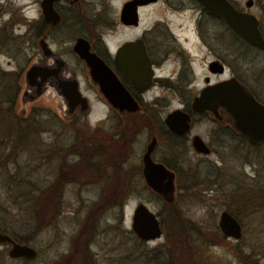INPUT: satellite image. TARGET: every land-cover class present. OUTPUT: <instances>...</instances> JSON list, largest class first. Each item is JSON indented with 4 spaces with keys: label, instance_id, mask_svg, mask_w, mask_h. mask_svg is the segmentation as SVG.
Listing matches in <instances>:
<instances>
[{
    "label": "flooded vegetation",
    "instance_id": "flooded-vegetation-1",
    "mask_svg": "<svg viewBox=\"0 0 264 264\" xmlns=\"http://www.w3.org/2000/svg\"><path fill=\"white\" fill-rule=\"evenodd\" d=\"M11 1H20L16 8L23 18L20 23L24 25L23 31H19L17 17L21 16L12 10ZM229 1L236 9L249 11L234 0ZM25 5L31 9L29 16L24 12ZM256 17L261 30V20L258 15ZM214 22L224 28L215 30L212 27ZM230 29L222 17L205 12L198 0H0V68L3 64L13 63L20 51L25 48L29 50L27 62L19 72L22 86L12 93L0 94V98L5 101L0 104V115H6L9 123L5 130L15 131L27 110V104L43 97L51 103V113L61 125L76 132V141L72 145L66 143L57 149L51 145L48 148L49 158L54 155L57 159L48 160L55 162L49 170L48 185L51 195L63 196L69 192L71 197L80 198L81 193H93L98 199H111L139 196L148 192L161 203L157 211L147 206L154 213L160 229L164 217L169 218L170 214H173L174 222L179 225L189 229L200 228L199 224L183 215L176 198L180 194L196 196L197 192L211 190L213 184L220 182L221 166L214 167L220 175H213L214 169L202 172L196 165L186 161L190 158L185 153L191 151L206 155L212 151L213 140H222L218 134L235 130L228 121L219 120L206 110L192 109L191 101L207 85L231 76L241 80L236 71H229L228 30L235 39L237 50L244 44L264 50L249 44ZM261 33L264 38L262 30ZM75 44L88 53L87 56L80 55L74 49ZM96 58L97 61L91 67L89 63ZM32 64L35 69L27 87L25 69ZM94 71L107 78L106 89L115 98H124L122 89L137 102L138 109L128 110L111 105L102 92L99 81L93 78ZM24 88L31 94H39L29 99L27 94L22 93ZM95 100L106 107L97 123L112 119L109 125L112 137H106L113 140L119 136L121 139L120 149L113 148L114 155L108 158L100 156V144L95 142L96 148H91L90 145L87 149L88 156H85V148L82 149L84 117L91 111ZM158 100H175L177 104L159 115L155 107ZM175 108H179L188 117V128L182 132L172 131L164 121L166 114ZM205 121L213 124L208 130L207 138L191 130L194 124ZM1 127L0 130H3ZM143 132L139 155L135 159L137 161L133 162L122 156L125 142L137 140L138 135ZM235 133L240 137L239 133ZM194 135H198L208 146V152L194 149ZM148 147L150 160L163 164L173 173L171 200L164 199L146 181L147 178L164 180V176L155 168H143L142 155ZM16 156L15 141L2 134L0 165L7 160L15 162ZM203 180L209 182L202 185L204 189L196 191ZM93 183L104 185L99 184L98 190L94 191ZM59 184L61 187H58ZM237 196L240 198V186L231 193H225V198L221 201L225 208L219 211L215 226L206 229H217L222 233L218 221L220 212L225 210L239 224L240 230V216H235L228 209L239 208ZM235 203L237 207H234ZM105 204H108L105 208L111 205ZM163 210L167 213H163ZM0 233H7L18 241L1 223ZM9 246V241H0V264L5 255L8 259L20 260L22 264L30 260L8 255ZM36 254L37 252L34 257Z\"/></svg>",
    "mask_w": 264,
    "mask_h": 264
},
{
    "label": "rangeland",
    "instance_id": "rangeland-1",
    "mask_svg": "<svg viewBox=\"0 0 264 264\" xmlns=\"http://www.w3.org/2000/svg\"><path fill=\"white\" fill-rule=\"evenodd\" d=\"M234 1L239 6L246 7L250 12L258 15L261 27L264 28V0H252L249 7L245 5V0ZM19 2H12L10 7L17 15L21 16L16 8ZM24 12L29 16L31 9L28 5L24 6ZM17 20L19 24L22 23V16L21 18L17 17ZM213 24L212 27L215 30L224 28L219 23L214 22ZM19 26V31H23L24 25L20 24ZM228 32L229 71H236L238 77L252 90L256 98L264 102V50H257L247 44L237 50L235 39L229 30ZM28 55L29 50L25 48L17 54V59L13 63L1 66L0 94L12 93L22 86L19 72L27 62ZM3 103L5 101L0 98V104ZM176 104L175 100H158L155 107L158 109L159 115H163ZM26 108L27 110L20 118V124L15 131L5 130L9 125L8 117L0 115V126L3 129L0 130V136L3 134L6 138H12L17 145L15 162L7 160L0 165V223L16 237L25 235L33 229L34 211L35 205H37L35 198L39 195L38 190L49 189V170L55 162L48 160L57 159L54 155L49 158L48 148L51 145L57 149L66 143L72 145V142L76 141L75 130L61 125L51 113V103L45 101L43 97L28 103ZM105 109L103 103L95 100L91 111L86 118L84 117L85 135L82 149L85 148V156H88L86 153L88 142L89 146L94 145V142L97 145L100 144V147L103 148L102 157L104 158L114 155V150L110 149L112 146L116 150L121 147L119 136L113 140L108 138L111 134L109 125L112 119L101 124L97 123L104 115ZM211 126L213 124L210 121H205L201 124H194L191 130L197 131L207 138ZM143 136L144 132L138 135L137 140L125 142V148H122L121 155L136 162L135 159L138 158ZM218 136L222 140L217 142L213 140L210 153L201 155L186 151L185 156L190 158V160H186L189 164L196 165L202 172L214 169L213 175H217L219 173L214 167L221 166L220 182L216 185L213 184L211 190L205 189L207 192L203 193L200 191L204 189L202 185L209 182L203 180L204 182L195 189L201 193L197 192L196 196L180 194L176 198L183 215L195 221L202 229H206V227L211 229L215 226L219 211L225 208V204L221 203L225 198V193L236 190L240 186V178L250 181L258 174V177L264 182V145L255 148L245 141H240V137L230 131H224ZM99 184L93 183L94 191L98 190ZM100 185H104V183ZM49 194L48 191L47 195ZM71 195L69 192L64 193L63 196L52 193L53 199L59 198L57 208L54 207L55 209L52 211L51 202L47 203L48 211H50L48 225L35 231L27 239V242L35 247L37 254L26 264H166L163 252L153 253V251H156L163 243V230L168 219L164 217L160 235L148 240L137 237L130 225L131 212L137 202H143L151 210L157 211L161 205L159 199L145 192L139 196L129 195L123 198L124 200L122 197H118L117 203L122 199L120 206L113 205L112 202L109 207L105 208L108 204H103L101 212L94 215V219H91L89 225L85 226V234L90 235L91 238L86 244L92 258L89 262L81 256L82 242L75 236L88 215L87 210L91 207V203L96 202L95 204H97L101 198H96L93 193H81L82 197L80 198H73ZM162 212L167 213L166 210ZM261 228L262 226L257 224V220L248 217L243 219V224H240L239 237L223 235V240L215 244L206 243L203 240L202 242L195 236L194 231H191L199 263L251 264V259L240 258V249L248 252V244H253L256 235V237L258 236V247H256L258 253L252 255L251 258H256V264H264V256L261 253L264 250V245L261 244L264 241L262 240L264 234L261 233ZM62 256L65 257V260H62ZM2 264L22 263L17 259H8V256L5 255Z\"/></svg>",
    "mask_w": 264,
    "mask_h": 264
},
{
    "label": "water",
    "instance_id": "water-1",
    "mask_svg": "<svg viewBox=\"0 0 264 264\" xmlns=\"http://www.w3.org/2000/svg\"><path fill=\"white\" fill-rule=\"evenodd\" d=\"M201 3L205 12L222 17L226 24L239 36H241L249 44L264 48V38L262 36L259 20L253 12L242 11L236 9L229 0H198ZM252 0H245V5L249 6ZM52 14H54L52 12ZM77 42H80L79 40ZM74 49L83 56L88 53L79 49L74 45ZM93 56L92 53L89 54ZM97 61L93 59L89 64L94 66ZM215 62V61H214ZM35 69V65H29L25 69V86L28 87L31 75ZM94 70H96L94 68ZM92 76L99 81L101 90L104 93L107 101L118 107H124L128 110L138 109L137 102L124 90L123 99H117L113 96L109 89H106L108 83L107 78L103 75L93 72ZM119 88H122L121 86ZM27 94L29 99L36 97L35 94L29 93L24 88L22 91ZM191 108L194 110H206L219 120H226L230 126L239 133L243 138L252 144L264 142V102L256 98L247 85L238 78L231 76L228 79L215 82L207 85L200 92L199 96L191 101ZM187 114L179 108H175L168 112L164 118L165 124L169 129L176 132H182L188 128ZM192 146L197 151L208 152L209 148L205 145L198 135L192 138ZM149 147L142 155L143 168L153 167L164 176V180L157 181L147 178L148 185L161 194L164 199L171 200L173 192V173L161 163H154L148 157ZM220 230L225 235L239 237V224L225 210L220 212L218 221ZM131 228L134 233L143 239H152L158 237L161 229L158 221L152 211L143 203H137L133 209L131 216ZM9 241L10 246L8 255L12 257H23L31 259L34 257L35 248L26 242H18L7 233H0V241Z\"/></svg>",
    "mask_w": 264,
    "mask_h": 264
},
{
    "label": "trees",
    "instance_id": "trees-1",
    "mask_svg": "<svg viewBox=\"0 0 264 264\" xmlns=\"http://www.w3.org/2000/svg\"><path fill=\"white\" fill-rule=\"evenodd\" d=\"M231 30V29H230ZM263 34H264V28H261ZM235 135H237L235 132H233ZM238 136V135H237ZM90 139V138H89ZM90 141V140H89ZM240 141H245L247 144L259 148L261 145H264V142L252 144L248 142L245 138H243L240 135ZM89 144H87V149H89ZM96 148V146L92 145L91 148ZM99 147V146H98ZM103 148L100 147L101 153L100 156L102 157L103 154ZM113 149V146L112 148ZM98 150V148H97ZM208 174V173H207ZM42 188L39 189V195L36 200L35 205V222L33 223V229L25 235L17 236V240L20 242H27V239L34 234L35 231L41 229L42 227L48 225V219L50 218V211H48L47 203L51 202L50 208L53 209L57 208V202L59 198L53 199L51 194H48L49 189ZM48 197H47V196ZM118 198H101L98 200V203L96 202L91 203V207L87 210L86 218L84 222L82 223V226L78 229L77 234L75 236L76 239L82 242L80 254L83 257V259L88 260L91 262V253L89 252L88 248L86 247L87 242H89L90 235L87 236L85 234L86 232V225H89V221L94 219V215H97L98 212H101L102 205L104 203H114L113 205L120 206L122 203V199L119 200V203H117ZM237 199L240 201L239 208H231L228 209L231 210V212L235 216H240V224H243V219H246L250 217L252 220H257V224H261V233L264 234V182L258 177V174L255 178H252L250 181H246L240 178V198ZM124 200V199H123ZM34 201V200H33ZM55 207V208H54ZM234 207L236 206V203L234 204ZM168 222L165 223L164 226V240L161 246L156 250L153 251V253H156L157 251H162L163 256H165V262L166 264H178V263H185V264H200L199 257L196 254L195 251V243L191 236V231H194V234L196 237L200 238L201 241L203 240L206 243H220V241L223 240V234L217 230H208V229H201V228H187L183 225L175 223L173 220V214L169 215ZM86 221V222H85ZM193 229V230H192ZM221 233V234H220ZM256 239L253 240V244L250 243L249 250L246 252L240 249V258L243 259H251V264H256V258L252 257V255H256L258 253V250L256 247L258 243V236L255 237ZM262 240H264V235ZM74 241V239H73ZM202 241V242H203ZM264 245L263 243H261ZM153 249V248H152ZM262 255L264 256V250L261 251ZM65 260V257L62 256V260Z\"/></svg>",
    "mask_w": 264,
    "mask_h": 264
}]
</instances>
